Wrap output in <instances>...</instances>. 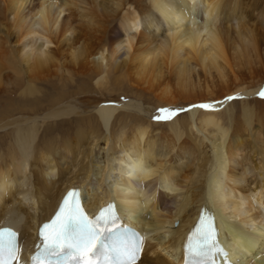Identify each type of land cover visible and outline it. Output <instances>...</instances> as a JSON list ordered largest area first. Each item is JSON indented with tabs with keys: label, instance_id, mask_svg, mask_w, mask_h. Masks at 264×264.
Segmentation results:
<instances>
[{
	"label": "bare ground",
	"instance_id": "6f19581e",
	"mask_svg": "<svg viewBox=\"0 0 264 264\" xmlns=\"http://www.w3.org/2000/svg\"><path fill=\"white\" fill-rule=\"evenodd\" d=\"M240 2L0 0V70L27 73V82L20 79L15 86L22 96L38 101L41 87L34 78L57 64L67 49L73 68L89 65L99 75L97 87H106L108 95L121 89L119 78L108 86V74L132 59L141 66L132 94L143 97L141 85L163 76L164 65L166 84L154 93L158 104H191L187 114L168 122L154 121L157 107L141 98L87 96L57 103L42 117L8 106L0 116V129L13 131L8 150L0 142V226L19 231L21 255L33 249L37 226L73 187L91 215L113 200L123 223L142 235L135 264H182L184 240L201 208L214 217L227 253L217 255L216 262L238 264L233 250L243 258L239 264H264V98L258 96L264 75L246 82L233 68L239 52L235 39L256 43V26L245 21ZM67 11L81 22V30L65 21ZM120 13L117 24L105 25L106 14ZM100 27L109 30L108 41L88 45L84 33L95 34ZM197 69L215 71L222 79L229 71L234 84L191 91L187 78ZM234 95L239 98L225 99ZM202 102H215L214 110L192 107ZM236 103L240 108L234 114ZM224 107L228 120L218 111ZM87 109L93 115L88 125L68 135L47 134L40 145L42 122L63 125L67 118L82 119ZM71 161L78 167L72 169Z\"/></svg>",
	"mask_w": 264,
	"mask_h": 264
},
{
	"label": "rangeland",
	"instance_id": "374dc122",
	"mask_svg": "<svg viewBox=\"0 0 264 264\" xmlns=\"http://www.w3.org/2000/svg\"><path fill=\"white\" fill-rule=\"evenodd\" d=\"M102 2V0H99ZM258 5V6H257ZM241 10L242 12L244 11V19L247 23L250 25L256 26V28L253 31V35L255 36V42L253 43V39L247 38L249 41H242L240 39H235V44L237 46V50H239L240 54L238 51H236L234 54V66L233 68L235 71L238 73V77L241 79H246V82L252 81V80H257L261 75H264V13H263V8H264V0H241L240 2ZM125 10V9H124ZM106 13V12H105ZM121 13L114 17H110L106 14L105 17V25L106 26H113L118 23ZM247 17V18H246ZM65 21H71L73 25H77V30H81V22L76 21V19L73 16V12H65ZM73 20H75L73 22ZM245 22V23H246ZM246 23V24H247ZM106 28V27H105ZM105 28H99L98 30L94 32L92 31V34H88V32H85V39L88 40H83L82 42L85 43L86 45H92L94 43L98 42H106L108 41V35H109V30ZM83 34V35H84ZM258 34V35H257ZM95 35V36H94ZM87 36V38H86ZM95 37V38H94ZM258 40V41H256ZM241 41V42H240ZM52 48H56L55 45L50 44ZM256 46V47H255ZM257 48V49H256ZM67 49L62 51V59L57 62L54 66L52 65L49 71L47 70L43 74H39L38 77L34 78V82L37 86L41 87V93L39 94V99L34 100L30 96L24 97L20 94L19 90L17 89L19 83L28 80V77L26 76L27 73L25 74L22 72L16 74L14 71L12 72L11 69L9 68H2L0 71V116L7 114L5 111L8 110V106L11 105L15 111L19 112V108L22 107L23 109L21 111H24L22 114H26L29 112H34V115L42 117L44 115V112H46L48 109H50L52 106H55L57 103H62L68 100V102H75V100H84L87 96H114V97H121L124 98L122 99L124 102L129 101V99L132 100H138L139 98L142 99V101L146 104L147 101H150L154 106H156V109H160L162 107H168V108H183L184 111L180 112L177 115H185L188 113L190 109V103H182V102H187L183 100L180 103L177 104H163L159 105L157 100H156V92L160 91V86H164L167 81V74H168V68L163 65L162 68V75L161 77L156 78L154 81V78L148 75L147 80L149 81L145 82L142 84V87H146L145 90L141 91L143 97H138V95L132 94L137 91L136 89V83L134 82L135 78H138L139 74L137 73L141 66L139 65L138 61L134 60H125L123 63L121 62L120 65L117 69L111 71L108 74V86L113 87L115 79L119 78V81H117L121 85V89L116 90L115 92L111 93L108 95V93H105L107 91L106 87L99 88L96 85V80L99 75L91 69V67L86 70V68H73L71 62L67 58V55H69L66 51ZM234 51V50H233ZM65 53V55H64ZM239 54V55H238ZM66 56V57H65ZM248 56V57H247ZM96 55L94 56V58ZM63 64V65H62ZM70 64V65H69ZM65 66V68L63 67ZM125 67V68H124ZM138 67V68H137ZM165 67V68H164ZM57 68V69H56ZM62 68V69H61ZM241 68V69H240ZM51 70V71H50ZM80 70V71H79ZM126 70V71H125ZM55 71V72H53ZM57 71V72H56ZM59 72V73H58ZM71 72V73H70ZM125 72V73H124ZM136 72V73H135ZM52 73V75H51ZM133 73V74H132ZM166 73V74H165ZM194 73V74H193ZM198 74L196 76V74ZM61 74V75H60ZM189 77L187 78L188 81V86L191 91H204L205 89L209 90H215L218 91L221 89V87L225 85H233L234 84V76L232 75L231 72L228 71V78L222 79L216 74L215 71H201V70H194L190 73ZM24 75V76H23ZM26 76V77H25ZM42 76V77H41ZM165 76V77H164ZM218 76V77H216ZM23 77V78H21ZM121 78V79H120ZM131 78V79H130ZM190 78V79H189ZM18 79V80H17ZM22 81H21V80ZM165 79V80H164ZM197 79V80H196ZM133 80V81H132ZM226 80V81H225ZM21 81V82H20ZM150 84H149V83ZM151 82L156 83L155 87L154 85H151ZM159 82V85H158ZM9 83V84H7ZM149 85H148V84ZM191 85H190V84ZM264 84V81L261 82ZM260 83V85H261ZM6 85V86H5ZM17 85V87H15ZM158 85V86H157ZM195 85V87H194ZM158 87V89H157ZM85 88V89H84ZM130 88V89H129ZM155 88V90H154ZM214 88V89H213ZM117 89V88H116ZM157 89V91H156ZM155 93V94H154ZM104 94V95H102ZM107 94V95H106ZM121 94V95H120ZM118 95V96H117ZM23 99H22V97ZM237 96V95H234ZM138 98V99H137ZM236 100V99H234ZM88 101V100H86ZM226 107L218 110L222 113L224 116L225 120H228V111L225 109ZM232 108L234 110V114L237 113V110L240 108V104L236 103L232 105ZM4 109V110H3ZM36 111V112H35ZM44 111V112H43ZM91 109H87L86 112L82 114V119L79 118V116L76 117H71L65 119V122L63 125L61 123L59 124L54 123L52 125L51 123H46L42 122L41 123V131L39 132V137L41 140L40 145L45 142V136L48 135H54L58 136L62 132L70 133L71 129L72 131H75L77 126L82 125H88L89 120L92 119V113H89ZM4 112V113H3ZM81 115V113H80ZM75 118V119H74ZM71 119V120H70ZM69 122V123H68ZM70 122L72 124H70ZM74 122V123H73ZM46 124V125H45ZM56 125V127H55ZM64 126V127H63ZM45 127V128H44ZM67 127V128H66ZM54 128V129H53ZM75 128V129H74ZM53 129V130H52ZM61 129V130H60ZM10 130L12 129H0V142L2 141V147L6 150H8V144L10 138L13 136V131L10 133ZM54 131V132H53ZM56 132V133H55ZM10 134V135H9ZM44 134V135H43ZM57 134V135H56ZM64 135V134H62ZM66 135V136H67ZM65 135L63 137H66ZM89 141V139H88ZM12 142V140H11ZM102 145V143H99ZM39 145V146H40ZM98 145V146H100ZM106 146V145H103ZM97 149V147H96ZM5 150V151H6ZM82 156V155H81ZM78 156V160H81L82 157ZM70 166L72 169H75L78 167L75 165V162L71 161ZM85 195V192H84ZM257 205V203H255ZM123 216H125L123 213H121ZM147 216H151L149 211H146ZM126 217V216H125ZM178 222L176 221L175 224ZM230 249V248H228ZM231 250V249H230ZM159 252V250H157ZM164 249L160 250V254L162 256L166 255L164 253ZM159 254V253H157ZM167 257V256H165ZM232 258H239L240 262L243 261V258L240 256H237V253L232 250ZM237 264V263H236Z\"/></svg>",
	"mask_w": 264,
	"mask_h": 264
},
{
	"label": "snow or ice",
	"instance_id": "6c2138e0",
	"mask_svg": "<svg viewBox=\"0 0 264 264\" xmlns=\"http://www.w3.org/2000/svg\"><path fill=\"white\" fill-rule=\"evenodd\" d=\"M258 96L264 98V89ZM238 98L237 95L225 99L231 101ZM214 104L202 102L192 107L214 110ZM183 111V108L162 107L152 119L168 122ZM107 213L102 210L95 218H89L79 203L77 190L68 191L55 219L51 224L45 223L39 231V236L43 238V252L34 264H54L52 258L62 254L63 264H71V261L77 264H100L101 255L105 264H135L141 258L142 240L122 238L119 235L121 225L117 222L119 217L112 211V205L108 206ZM4 232L8 233L7 241L3 238ZM14 235L8 229L0 231V264H8L2 259L5 251L9 256L13 255ZM108 238L112 239L110 245L104 243ZM217 255L227 256V253L219 244L214 217L206 219L202 214L185 242V264H216ZM55 264H60L59 259Z\"/></svg>",
	"mask_w": 264,
	"mask_h": 264
}]
</instances>
